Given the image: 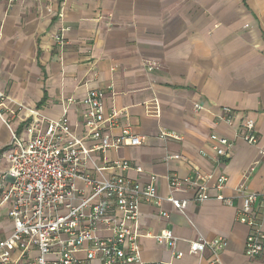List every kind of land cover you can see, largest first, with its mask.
<instances>
[{
	"label": "crops",
	"instance_id": "0c3cea01",
	"mask_svg": "<svg viewBox=\"0 0 264 264\" xmlns=\"http://www.w3.org/2000/svg\"><path fill=\"white\" fill-rule=\"evenodd\" d=\"M0 22V92L21 107L13 108L15 116L7 123L0 118V174L8 170L12 136L22 133L29 111L52 120L65 115L89 150L94 142L85 140L87 129L81 124L84 100L89 90H101L105 114L121 112L118 128L102 133L117 138L128 126L143 141L91 153L85 173L97 180L110 178L114 169H96L126 161L141 168L139 173L128 170L126 178L147 184L154 176L158 195L186 201L184 215L163 203L168 219L154 205H140L143 261L208 264V253L188 254L187 242L203 237L227 242L219 254L221 264H264V255L245 256L251 230L236 214L242 202L237 188L264 196V157L258 155L264 148V0H16L11 8L0 1ZM62 24L66 45L59 49L52 37ZM145 61L158 69L145 70ZM153 104L158 116L149 112ZM224 108L232 111L230 126L220 119ZM245 122L254 124L257 146L243 140ZM162 132L176 138L163 139ZM211 134L233 143L227 158L213 161ZM170 156L181 159H165ZM205 175L208 195L230 199L232 206L212 199L196 204L191 188L175 190L167 179L194 182ZM221 176L227 182L216 190ZM254 209L264 229V207L256 204ZM4 214L0 212V240L12 230ZM162 230L178 239L180 259L148 237Z\"/></svg>",
	"mask_w": 264,
	"mask_h": 264
},
{
	"label": "built area",
	"instance_id": "2783aa9c",
	"mask_svg": "<svg viewBox=\"0 0 264 264\" xmlns=\"http://www.w3.org/2000/svg\"><path fill=\"white\" fill-rule=\"evenodd\" d=\"M0 1L11 8L16 0ZM58 17L61 20L62 14ZM1 29L0 22V32ZM66 31L62 24L52 37L59 49L66 45ZM143 67L149 72L158 69L147 61L143 62ZM103 100L101 90H89L84 100L86 111L81 116V124L87 129L85 140L94 142L89 150L73 134L65 115L52 120L29 111L30 119L22 133L12 136L11 149L6 156L8 170L0 174V212L4 211L12 230L7 238L0 240V264H171L143 261L137 225L139 208L141 204H152L162 218L168 219V213L161 209L162 204L169 203L184 215L186 201L158 195L154 176L147 184L126 178L124 174L128 170L141 172L140 167L126 161L96 169L98 173L114 169L116 173L110 178L97 180L84 171L91 153L102 155L122 146H140L143 141V138L133 135L128 126L121 129V136L117 138L111 139L102 133L106 128H118L117 118L121 113L112 110L106 115ZM12 105L9 98L0 92V118L4 117L5 123L15 116L13 108H21ZM222 111L224 117L220 116L221 121L230 126L232 111L227 108ZM149 112L159 115L156 104L149 106ZM242 127L245 131L243 140L257 146L254 124L245 122ZM161 138L176 137L162 132ZM208 140L213 144L214 162L227 158L231 153L233 143L228 139L211 134ZM258 155L264 157V148L258 150ZM165 159L181 158L170 156ZM167 179L175 190L191 188L192 201L196 204L212 199L232 206L230 199L208 195L204 184L209 179L207 175L198 176L194 182L174 176ZM226 182L227 179L221 176L215 183V189L221 190ZM236 192L242 198L241 206L236 210L237 219L251 230L244 243V254L255 259L264 255V229L258 225L252 212L256 204L264 207V196L242 188H237ZM148 237L165 245L173 259L182 257L177 250L178 239L170 231L162 230ZM187 243L190 256L201 257L208 253V264H221L219 254L227 246L221 238L209 241L198 237Z\"/></svg>",
	"mask_w": 264,
	"mask_h": 264
}]
</instances>
